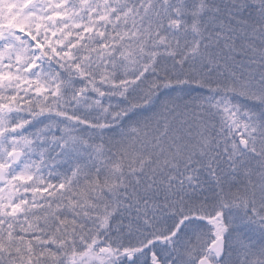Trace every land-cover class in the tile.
I'll list each match as a JSON object with an SVG mask.
<instances>
[{
  "label": "snow or ice",
  "instance_id": "snow-or-ice-1",
  "mask_svg": "<svg viewBox=\"0 0 264 264\" xmlns=\"http://www.w3.org/2000/svg\"><path fill=\"white\" fill-rule=\"evenodd\" d=\"M0 264H264V0H0Z\"/></svg>",
  "mask_w": 264,
  "mask_h": 264
}]
</instances>
